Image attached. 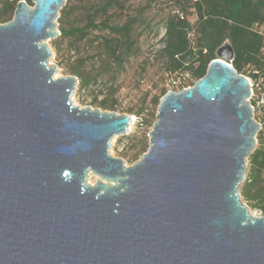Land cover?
<instances>
[{
    "label": "water",
    "instance_id": "obj_1",
    "mask_svg": "<svg viewBox=\"0 0 264 264\" xmlns=\"http://www.w3.org/2000/svg\"><path fill=\"white\" fill-rule=\"evenodd\" d=\"M32 3L0 23V264H264V216L241 194L260 124L230 41L161 98L127 165L111 140L133 116L75 105L78 77L50 63L67 0Z\"/></svg>",
    "mask_w": 264,
    "mask_h": 264
},
{
    "label": "trees",
    "instance_id": "obj_2",
    "mask_svg": "<svg viewBox=\"0 0 264 264\" xmlns=\"http://www.w3.org/2000/svg\"><path fill=\"white\" fill-rule=\"evenodd\" d=\"M22 0H0V23L13 19L17 4ZM33 4L32 0H25ZM91 1V0H89ZM81 25L60 28L62 38H77L84 42L95 31L107 32L99 47L101 68L95 77L74 66L72 72L86 87L115 68L125 67L135 51L139 34L138 19L129 18L121 24L111 21L110 11L125 8L122 0H95ZM172 13L165 21L163 46L159 57L165 60L166 74L190 72L194 80L202 78L217 50L229 40L235 51L233 67L246 74L251 66L263 67V40L254 27L264 19V0H174ZM73 0H67L62 11V23L69 14ZM195 16L192 21L190 16ZM85 21V23H84ZM143 23V22H142ZM149 27L150 24L148 23ZM57 42L55 41V46ZM57 48V46H56ZM114 78V76H113ZM166 94V90L163 95ZM159 104L160 99H155ZM107 107V102H102ZM111 105V107H113ZM146 151V150H145ZM144 151V152H145ZM252 171L242 187V197L255 200L264 214V147L258 145L251 155Z\"/></svg>",
    "mask_w": 264,
    "mask_h": 264
},
{
    "label": "rangeland",
    "instance_id": "obj_3",
    "mask_svg": "<svg viewBox=\"0 0 264 264\" xmlns=\"http://www.w3.org/2000/svg\"><path fill=\"white\" fill-rule=\"evenodd\" d=\"M94 2L96 3L95 0H73L70 3L72 9L63 23L62 11H60L57 20L59 30L62 26L74 28L83 24L81 18L86 17V13L90 11L89 7ZM122 2L125 3V8H115L109 14L111 21L116 24H121L129 18L138 19L136 32L139 37L133 55L126 62L125 67H116L113 72L106 73L97 80L91 79L86 87L81 86V80L78 77L79 84L72 100L79 107L89 106L93 109L98 108L102 111L133 116L134 122L128 133L115 136L111 140L110 149L112 156L123 159L127 165H133L148 151L149 133L157 120L159 107L155 99L161 100L165 95L163 93L166 90V66L165 60L159 57V51L163 46L164 24L172 13L175 1L122 0ZM195 18L194 15L190 16L192 21ZM105 36H108L107 32L95 31L84 42L78 41L77 38H62L61 35L49 40L48 43L53 51L50 63L55 64L58 69L56 77L74 75L72 72L74 66H80L90 74L91 78L95 77L101 68L98 54L103 53V50L98 47ZM105 101L107 107L102 105ZM113 104L114 106L111 107ZM251 171L250 156L241 191ZM88 180L91 184H95L98 177L91 174ZM242 200L248 205L253 215L259 216L261 210L255 200H248L244 197Z\"/></svg>",
    "mask_w": 264,
    "mask_h": 264
},
{
    "label": "built area",
    "instance_id": "obj_4",
    "mask_svg": "<svg viewBox=\"0 0 264 264\" xmlns=\"http://www.w3.org/2000/svg\"><path fill=\"white\" fill-rule=\"evenodd\" d=\"M254 30L263 40L261 52L264 63V19L262 22L255 25ZM230 64L232 65V63ZM244 76L248 78L251 85V97L249 100L253 109L254 118L260 124V130L257 135V145H262L264 147V65L263 67L251 66L248 73ZM194 82L195 80L190 72L167 73L165 78L166 93L191 87L194 85ZM261 216H264L262 211L258 217Z\"/></svg>",
    "mask_w": 264,
    "mask_h": 264
},
{
    "label": "bare ground",
    "instance_id": "obj_5",
    "mask_svg": "<svg viewBox=\"0 0 264 264\" xmlns=\"http://www.w3.org/2000/svg\"><path fill=\"white\" fill-rule=\"evenodd\" d=\"M231 48L228 44H225L221 49L218 50L220 55H224L228 52H230Z\"/></svg>",
    "mask_w": 264,
    "mask_h": 264
}]
</instances>
